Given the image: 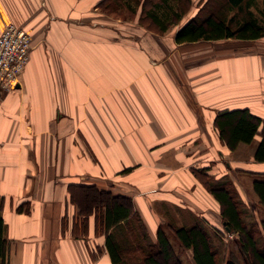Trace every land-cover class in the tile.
<instances>
[{"label": "crops", "instance_id": "0c3cea01", "mask_svg": "<svg viewBox=\"0 0 264 264\" xmlns=\"http://www.w3.org/2000/svg\"><path fill=\"white\" fill-rule=\"evenodd\" d=\"M107 2L117 0H0V33L13 22L34 37L20 84L0 90L7 264H90L94 250L107 253L81 185L131 197L156 236V207L185 209L191 223L217 212L206 179L232 180L248 206L238 172L264 179L260 135L234 157L215 125L232 109L264 120V37L178 43L176 32L100 12ZM227 46L241 50L221 53ZM174 143L181 168L170 183L152 147Z\"/></svg>", "mask_w": 264, "mask_h": 264}, {"label": "trees", "instance_id": "16d2710c", "mask_svg": "<svg viewBox=\"0 0 264 264\" xmlns=\"http://www.w3.org/2000/svg\"><path fill=\"white\" fill-rule=\"evenodd\" d=\"M208 2L204 13L197 14L181 25L176 33L178 43L264 37V8L260 11L263 15V20H260L252 10V7L257 5L256 0ZM152 3L147 17L160 31L166 32L171 25L181 21L182 12L176 10L174 0ZM232 11L235 13L230 15ZM215 125L220 139L232 150L236 149L239 143H252L260 135L254 159L264 161L263 119L255 116L248 108L232 109L221 111L215 119ZM228 181L223 180L217 184L206 181L221 204L223 227L209 224L205 219H196L188 225H173L175 235L181 246L192 249L196 264H220L213 236L221 237L227 231L236 232L241 236L238 242L243 263L264 264V246L262 247L259 235H256L254 225L246 221L245 215L248 211L244 209L245 202L238 198V192L225 186ZM81 187L86 189L82 191L84 201L88 207L93 208L91 213L95 216L96 233L101 232L105 236V247L111 264H182L169 234L163 227L157 230V240L152 238L131 197L114 194L94 185ZM253 189L260 204L264 206V179H255ZM88 195H91L90 199L86 197ZM261 223L264 230V219ZM4 224L0 211V264H7L9 250ZM209 225L212 226L208 227ZM227 264L237 263L232 259Z\"/></svg>", "mask_w": 264, "mask_h": 264}, {"label": "rangeland", "instance_id": "374dc122", "mask_svg": "<svg viewBox=\"0 0 264 264\" xmlns=\"http://www.w3.org/2000/svg\"><path fill=\"white\" fill-rule=\"evenodd\" d=\"M159 0H130L129 2H125V0H117V2L114 4H109L107 2L106 5L102 6L100 5L99 11L100 12H105L109 14L111 17L114 18H120L122 21L126 24L132 23V24H141L143 27L147 28H152L155 29L156 31L162 33L163 31H160V29L147 17V12L152 8V2H156ZM208 0H174V7L176 8L177 11L182 12V19L179 23L173 24L169 27V29L166 31L167 33L173 34L177 33V31L180 29L181 25L187 22L189 19L195 17L197 14L204 13L205 10L208 7ZM256 4L254 7H252V10L255 12V15L257 18L260 20H263V15L261 14V9L264 8V0H256ZM96 6L94 7V9ZM235 11H232L230 15L234 14ZM6 25V24H5ZM21 26V25H20ZM23 27V26H22ZM25 28V27H24ZM26 29V28H25ZM27 30V29H26ZM31 33V32H30ZM165 33V32H164ZM32 35V42L34 46V37ZM241 50L240 46H227L226 49L224 48L221 50V53H232V52H238ZM221 144L223 146L225 143L221 140ZM180 147V144L174 143L173 144H158L152 147L154 152L156 153V158L157 160L155 161L156 164V169L159 171L160 174V179L161 178H168L170 177V183H173V181H176V172L173 170L174 168H181V163L174 158L176 157L175 150ZM251 146H248V151H250ZM231 149V148H230ZM173 150V151H172ZM228 150V149H227ZM232 150V149H231ZM231 152V155L234 157H240L242 154L237 152L236 149H233ZM165 172V174H164ZM240 174V180L244 184V188H247V194H249V197L247 198L249 200L250 205H246L244 203L245 207L244 209H247V215L246 221L249 224H253L256 230V235H259V240L262 244V247L264 246V230L262 229V223L261 220L264 219V206L260 204L259 198L257 197L254 189H253V181L256 178H261L259 176H253V175H246L243 174L244 172H238ZM243 174V175H242ZM205 180V179H204ZM202 180V181H204ZM223 180H228V178H225ZM220 179L219 181L211 180V183L215 182H221L223 181ZM159 181V180H158ZM206 181H208L206 179ZM204 181L206 184L208 182ZM203 182V183H204ZM204 183V184H205ZM205 184V185H206ZM229 188H231L232 191L238 192V189L235 187L233 188V181L229 179L228 183L226 184ZM248 186L250 188H248ZM161 185L159 186V188ZM208 187V184L207 186ZM189 193H192L195 191V187L192 189H188ZM211 192V190L209 189ZM239 194V193H238ZM237 194V195H238ZM89 199L91 198V195L86 196ZM84 196L82 193L79 194V199L81 201H84ZM240 198V196H238ZM88 199V201H89ZM217 205V212H208L210 215H204L202 216L201 219H208L209 224H214L219 227H223L222 225V214H221V205ZM86 208L90 211L92 209L88 207V204L85 205ZM137 210V209H136ZM139 212V211H138ZM155 214L159 213L161 216H164V219L160 222L157 220L160 219L159 215L155 217V221L158 222L159 227H163V229L169 234L170 241L173 245V247L176 250L177 256L179 259H181L182 264H196L193 258V251L192 249L185 248L181 246L179 240L177 239L173 225H188L190 224L192 220V216H190V212H187L185 209L179 208L178 206L172 205L167 207H156L154 208L153 211ZM143 219V218H142ZM144 221V220H143ZM145 223V221H144ZM146 224V223H145ZM147 226V224H146ZM212 225H209L210 227ZM148 228V226H147ZM149 230V229H148ZM150 232V231H149ZM73 233L77 236L79 234H83V232L80 230H75ZM151 234V233H150ZM157 234V233H156ZM95 235H103L101 232L95 233ZM240 234L236 232H229L227 231L225 235L217 237L213 236L215 246L217 249L218 257H219V262L220 264H227L228 261L235 259V262L237 264H244L242 257H241V252L239 249V239H240ZM152 238L156 241L157 237L152 236ZM94 250L92 253V262L90 264H110L109 257L107 253L105 254H100Z\"/></svg>", "mask_w": 264, "mask_h": 264}, {"label": "built area", "instance_id": "2783aa9c", "mask_svg": "<svg viewBox=\"0 0 264 264\" xmlns=\"http://www.w3.org/2000/svg\"><path fill=\"white\" fill-rule=\"evenodd\" d=\"M32 35L24 27L9 22L0 33V90L16 89L30 60Z\"/></svg>", "mask_w": 264, "mask_h": 264}, {"label": "bare ground", "instance_id": "6f19581e", "mask_svg": "<svg viewBox=\"0 0 264 264\" xmlns=\"http://www.w3.org/2000/svg\"><path fill=\"white\" fill-rule=\"evenodd\" d=\"M87 194V193H86ZM90 194V193H89ZM94 197H95V195H94ZM87 204V203H86ZM90 205V204H89ZM86 207V206H85Z\"/></svg>", "mask_w": 264, "mask_h": 264}]
</instances>
